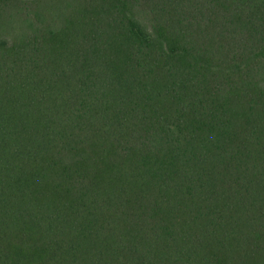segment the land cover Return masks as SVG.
I'll use <instances>...</instances> for the list:
<instances>
[{
    "label": "trees",
    "instance_id": "obj_1",
    "mask_svg": "<svg viewBox=\"0 0 264 264\" xmlns=\"http://www.w3.org/2000/svg\"><path fill=\"white\" fill-rule=\"evenodd\" d=\"M0 264H264V0H0Z\"/></svg>",
    "mask_w": 264,
    "mask_h": 264
}]
</instances>
